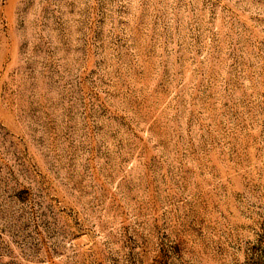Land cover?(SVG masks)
I'll return each instance as SVG.
<instances>
[{
	"label": "rangeland",
	"instance_id": "374dc122",
	"mask_svg": "<svg viewBox=\"0 0 264 264\" xmlns=\"http://www.w3.org/2000/svg\"><path fill=\"white\" fill-rule=\"evenodd\" d=\"M0 264H264V0H0Z\"/></svg>",
	"mask_w": 264,
	"mask_h": 264
}]
</instances>
